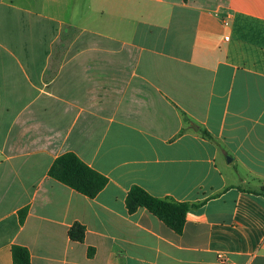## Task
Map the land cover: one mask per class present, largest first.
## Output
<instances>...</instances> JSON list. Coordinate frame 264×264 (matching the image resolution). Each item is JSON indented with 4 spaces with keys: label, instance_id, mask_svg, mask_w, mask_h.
<instances>
[{
    "label": "crops",
    "instance_id": "obj_1",
    "mask_svg": "<svg viewBox=\"0 0 264 264\" xmlns=\"http://www.w3.org/2000/svg\"><path fill=\"white\" fill-rule=\"evenodd\" d=\"M135 186L200 206L178 234ZM263 186L264 0H0V264H264Z\"/></svg>",
    "mask_w": 264,
    "mask_h": 264
},
{
    "label": "trees",
    "instance_id": "obj_2",
    "mask_svg": "<svg viewBox=\"0 0 264 264\" xmlns=\"http://www.w3.org/2000/svg\"><path fill=\"white\" fill-rule=\"evenodd\" d=\"M182 115L189 126L184 128L182 133L191 129L200 132L202 136L208 139L214 140L207 130L197 126L184 113ZM49 175L51 178L91 199L95 198L108 184V178L92 169L72 152L58 157L50 168ZM260 193L264 195V186ZM199 206V204L161 199L138 186L133 187L127 197V207L130 213H134L139 208H145L178 234L183 232L190 210ZM26 216L27 209L20 211L22 224ZM85 236L86 228L80 223H75L69 229V237L73 241L84 242ZM89 254L92 255L93 250L89 251ZM12 257L14 264H31L30 252L25 247L14 245L12 247Z\"/></svg>",
    "mask_w": 264,
    "mask_h": 264
},
{
    "label": "built area",
    "instance_id": "obj_3",
    "mask_svg": "<svg viewBox=\"0 0 264 264\" xmlns=\"http://www.w3.org/2000/svg\"><path fill=\"white\" fill-rule=\"evenodd\" d=\"M226 24H228V23L226 22Z\"/></svg>",
    "mask_w": 264,
    "mask_h": 264
}]
</instances>
